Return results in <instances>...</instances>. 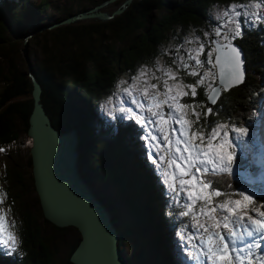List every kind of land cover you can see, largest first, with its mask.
I'll list each match as a JSON object with an SVG mask.
<instances>
[{"label":"trees","instance_id":"trees-1","mask_svg":"<svg viewBox=\"0 0 264 264\" xmlns=\"http://www.w3.org/2000/svg\"><path fill=\"white\" fill-rule=\"evenodd\" d=\"M103 1L78 4L85 7L83 11ZM231 2L239 0H134L112 19L44 30L42 36L51 43L50 50L41 63L23 71L15 39L25 30L27 17L35 21L40 9L50 8V0L36 6L28 0H0V146L16 144L21 135L31 141L27 130L33 109L32 74L40 84V101L53 127L60 133L73 130L76 134L81 173L110 211L126 264H179V252L171 239L176 220L167 206L164 183L148 159L146 141L141 140L143 128L129 117H109L104 102L116 92L121 76L132 77L140 66L155 63L171 34L176 36L178 31L181 39L189 27L201 31L206 22L212 23L213 6ZM71 9L64 11L63 18L80 12ZM40 26L38 23L35 28ZM234 41L244 54V82L221 92L217 104L211 106L217 116L210 121L230 118L251 128L248 121L254 122L256 105L264 98V26L244 29L243 37ZM165 58L166 62L172 59ZM186 80L191 82L192 78ZM192 99L206 104L207 93L199 88ZM236 151L240 173L226 178L232 187H247L249 182L243 178L247 173L260 181L251 190L256 191L261 184L264 187L263 162L247 163L238 147ZM25 166L31 170L29 154ZM24 178L22 166L14 163L4 165L0 174L8 201L23 207L17 228L22 252H0V264H54L58 246L44 227L50 226L56 233L72 227H57L46 220L38 199V209L28 208ZM31 179L34 187L32 175ZM79 240L69 248L64 264H73L69 256ZM128 243L131 251L126 254L123 247Z\"/></svg>","mask_w":264,"mask_h":264},{"label":"snow or ice","instance_id":"snow-or-ice-1","mask_svg":"<svg viewBox=\"0 0 264 264\" xmlns=\"http://www.w3.org/2000/svg\"><path fill=\"white\" fill-rule=\"evenodd\" d=\"M262 9L264 0L229 3L218 17L224 23L211 34L205 32V39L185 37L174 59L140 66L132 84L123 89L138 111L131 107L120 111L130 113L146 129L148 159L174 194L172 199L181 208L178 216L188 217L194 229L187 231L185 225L178 233L181 250L193 264H264V197L234 189L226 179L236 174V142L249 135V128L230 118L210 121L217 112L203 102H182L184 97L195 98L203 86L208 89L207 101L216 105L220 92L244 82L242 54L233 41L243 37L244 24L264 26ZM193 42L196 47L181 54ZM188 78L191 82H186ZM4 196L0 190V204ZM13 227L15 222L6 225V213L0 209L5 254L18 252L20 246L19 237L10 231Z\"/></svg>","mask_w":264,"mask_h":264},{"label":"water","instance_id":"water-1","mask_svg":"<svg viewBox=\"0 0 264 264\" xmlns=\"http://www.w3.org/2000/svg\"><path fill=\"white\" fill-rule=\"evenodd\" d=\"M113 1L106 0L47 26H40L35 31L86 19L106 21L126 10L132 0H123L111 12L100 10L103 4ZM30 35L24 36L23 53L27 61L26 39ZM233 43L241 51L244 62L241 47ZM30 77L33 109L27 136L31 139L29 155L33 185L43 217L57 227H72L79 233L80 240L69 256L73 264H126L125 254L118 246V232L110 211L97 199L91 183L81 173L75 132L60 133L53 127L40 101V84L34 75L30 74ZM206 105L212 106L208 101Z\"/></svg>","mask_w":264,"mask_h":264},{"label":"rangeland","instance_id":"rangeland-1","mask_svg":"<svg viewBox=\"0 0 264 264\" xmlns=\"http://www.w3.org/2000/svg\"><path fill=\"white\" fill-rule=\"evenodd\" d=\"M41 1L42 0H28V2L30 4H33L34 6L40 4ZM89 1L90 0H50V8L47 11L40 9L39 10L40 12L38 13V16L36 17L35 21L32 20L31 17H27L25 21V26H24L25 30L20 31L15 39L18 44L17 48L19 50V56H20V60L18 62L19 68L23 71H27L28 67L37 66L39 63L43 61L46 50L47 49L50 50L51 43L50 42L48 43L46 37L42 36L44 30L35 31L37 29L35 27H37L38 23H41V26H47L55 22L56 20L63 18L65 16L64 11L66 10H69L72 8L71 9L72 11L77 12L82 9H85V7L83 6L80 7L78 2H82V4H85V3H88ZM133 1L134 0H132L131 3ZM120 2L122 3V0H115L113 2L103 4L100 10L105 11V12H111L114 9H116L119 4H121ZM89 5L90 4L86 5L87 6L86 8H88ZM228 5L213 6V8L210 10V19L212 20V23L206 22L205 27L201 28V31H198L197 29L193 27H189V29L185 33L181 34L182 36L181 39H179V37L177 36L178 31H176V36H174V34H171L170 36L171 38L167 41L166 43L167 45L163 49L164 53L167 52L169 54L165 55L163 53L157 59L161 60L162 62H166L165 56H168L174 59L176 55V48L178 45L185 43V37L193 41H194L195 36H199L201 37V39H205L203 35L205 32H208L211 34L214 28L224 23L223 19H219L218 17H219V14L222 13ZM159 13L160 11H156V15H159ZM94 21H97V20L86 19V20L77 21L74 24L94 22ZM243 27L244 29L251 28L249 24H244ZM29 34L31 35L26 39V42L28 44V47H27L28 61H27L23 53V48H24V43H25L24 36L29 35ZM175 39H177L178 41L175 42ZM195 47H196L195 42L191 44H186L185 48L181 49V54H185L187 48H195ZM135 74L136 72L132 76H134ZM186 82H189V81L186 80ZM131 84H132V80H131V77H128V75L125 74L119 78L118 84L116 85V92L112 96H110L112 102L108 103L109 98L104 102L103 109H104L105 114L110 115L109 117H112V118H115L116 116H123V118H127V117L131 118L130 113H126V112L123 113L120 111V109L131 107L133 108L134 111H138L135 108V106L131 104V99L129 95L123 91L125 87H128ZM201 89L205 93H208V89L206 87L202 86ZM182 102L199 103L198 101L193 100L192 97L190 100H186V97H184ZM197 110H200V109L198 108ZM254 114H255L254 122L248 121L249 127H251L249 128V135L247 137H244L242 142L241 141L236 142L238 149H240L242 154L247 158V163L248 162L251 163L252 161L253 162L257 161V159H259V161L261 162L262 158L264 160V146L260 138V136H264V98L256 105V110L254 111ZM131 119H132V122L135 123V125L137 126L138 123L136 122V120L134 118H131ZM140 126L143 128L142 125ZM142 130L143 132H145L144 134H146V129L143 128ZM19 139L20 141L17 142L16 144L0 146V148H4L6 150L4 152H0V174L2 173V169L4 165L6 164L14 163V164H18L22 166L23 173L25 176L24 181L28 185V188L26 191V194H27L26 201L28 203L27 202L26 203L28 204V208L30 210H33V209L36 210L39 207L38 202H37L38 197L34 190V187L32 186L31 170L30 168L25 166L26 163L28 162L29 142H28L27 137L24 135H21ZM141 140L144 141L143 137H141ZM262 164L264 165V162ZM153 166L156 167L155 165ZM235 172L240 173L237 170V166H235ZM243 178L249 182V185L241 189H247L250 193H255L258 199H260L261 197H264V187L262 184L260 187L256 189V191L251 190V188L256 187L259 184L260 181L258 179H255V177H253L250 173L243 175ZM3 186L4 184L0 182V190H2L3 193L5 194L3 203L0 204V209H3L4 212L6 213V225L12 224L13 221L15 222V227L10 228V231L15 232L18 236L17 228H18V225L21 223V218H22L20 209H22L23 207L20 203L19 205L18 204L12 205L11 202L8 201L9 196L7 194V191L3 189ZM163 188H164V193H166L165 199L167 201V206L172 211L173 220H176V224L173 225L175 232L173 234V237L171 236L172 244L175 248H177L178 252L182 255L181 260H180L182 264H193V262L190 261L187 255L181 250V246L179 243L180 237L178 236V233L181 231L182 228H184L185 225H188L186 229L187 231H194V229L191 228L188 217L178 216V212L181 210V208L179 207V205H177L173 201L172 196L174 194L169 192L165 184L163 185ZM182 200H183V196L181 197V202ZM39 220L41 219L39 218ZM44 229L45 231H47V235H51V237H53L52 241L57 243V246H58V251L54 255V262H55L54 264H64L66 257L68 256L69 248L80 238L79 233L77 232L76 229H73V228H70L66 232H62V233H56V232L51 231L50 226H46L44 227ZM0 250L2 252L5 251L2 245H0ZM123 250L126 252V254L130 253L131 247L129 246V243L127 244V246L123 247ZM21 252L22 251H21V241H20V246H19L18 252L16 253L20 254ZM16 253H12L10 251L8 252V254H11V255H15Z\"/></svg>","mask_w":264,"mask_h":264},{"label":"bare ground","instance_id":"bare-ground-1","mask_svg":"<svg viewBox=\"0 0 264 264\" xmlns=\"http://www.w3.org/2000/svg\"><path fill=\"white\" fill-rule=\"evenodd\" d=\"M263 110V109H262ZM259 129V128H258ZM260 138H261V141H262V143H263V146H264V136H260ZM259 157V156H258ZM259 162V161H258Z\"/></svg>","mask_w":264,"mask_h":264}]
</instances>
